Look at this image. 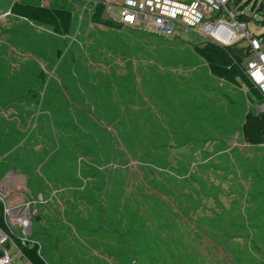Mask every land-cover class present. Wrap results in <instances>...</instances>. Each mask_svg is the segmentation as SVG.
Wrapping results in <instances>:
<instances>
[{
  "label": "rangeland",
  "instance_id": "1",
  "mask_svg": "<svg viewBox=\"0 0 264 264\" xmlns=\"http://www.w3.org/2000/svg\"><path fill=\"white\" fill-rule=\"evenodd\" d=\"M24 1L73 21L61 35L0 10V182L16 174L35 202L14 238L38 242L47 264H264V145L242 135L263 102L213 76L191 33ZM230 5L264 28V0Z\"/></svg>",
  "mask_w": 264,
  "mask_h": 264
},
{
  "label": "built area",
  "instance_id": "2",
  "mask_svg": "<svg viewBox=\"0 0 264 264\" xmlns=\"http://www.w3.org/2000/svg\"><path fill=\"white\" fill-rule=\"evenodd\" d=\"M19 0H13V3ZM231 0H89L90 10L105 7L104 18L116 25L151 32L163 39L193 34V39L211 42L222 47L242 44L243 67L248 79L260 90L264 100V37L256 33L249 23L239 19L243 13L230 5ZM43 6H47L42 4ZM84 8V7H83ZM215 15L214 19L213 16ZM211 18V20H210ZM245 42V43H244ZM264 104V103H263ZM264 110V105L261 111ZM19 178L6 174L0 182V202L4 206L5 223L0 226V264H16L23 252L14 238L16 226L24 232L32 225L34 200L22 198ZM19 197V198H17ZM17 198V199H16Z\"/></svg>",
  "mask_w": 264,
  "mask_h": 264
},
{
  "label": "trees",
  "instance_id": "3",
  "mask_svg": "<svg viewBox=\"0 0 264 264\" xmlns=\"http://www.w3.org/2000/svg\"><path fill=\"white\" fill-rule=\"evenodd\" d=\"M104 11L105 7L103 5L98 6L92 15L93 21L106 27H123L105 19ZM12 14L16 17L52 27L57 34L68 35L72 29L73 12L64 8H51L43 5L35 6L18 1L13 4ZM239 19L242 21L250 20L245 14H241ZM260 24L264 26V21H261ZM262 36L264 37V32ZM195 51L206 61L213 76L235 86L240 87L241 84H245L251 91L249 99L253 101L254 98L264 103L260 90L248 79L245 73L243 67L245 58L243 47H238V49L234 50L233 47H222L211 42H204L197 46ZM41 77H45L44 72L41 73ZM242 135L245 142L251 146L264 145V110L259 113L246 114L242 127ZM0 226L8 229L5 223L2 202H0ZM15 240L20 246L24 257L31 264H47L38 242L27 240L22 243L18 238Z\"/></svg>",
  "mask_w": 264,
  "mask_h": 264
},
{
  "label": "crops",
  "instance_id": "4",
  "mask_svg": "<svg viewBox=\"0 0 264 264\" xmlns=\"http://www.w3.org/2000/svg\"><path fill=\"white\" fill-rule=\"evenodd\" d=\"M79 1V0H78ZM81 2H84L86 4H90L89 3V0H80ZM19 2L21 3H25L24 0H19ZM13 0H0V10H2V12H5L6 14L8 15H13L12 14V8H13ZM27 4V3H25ZM83 4V3H82ZM30 5V4H29ZM42 5V3H41ZM84 5V4H83ZM252 27V25H250ZM253 28V27H252ZM253 30L255 31V29L253 28ZM256 32V31H255ZM264 32V28L263 29H260L259 32H256V33H262Z\"/></svg>",
  "mask_w": 264,
  "mask_h": 264
},
{
  "label": "water",
  "instance_id": "5",
  "mask_svg": "<svg viewBox=\"0 0 264 264\" xmlns=\"http://www.w3.org/2000/svg\"><path fill=\"white\" fill-rule=\"evenodd\" d=\"M260 112V111H259Z\"/></svg>",
  "mask_w": 264,
  "mask_h": 264
}]
</instances>
